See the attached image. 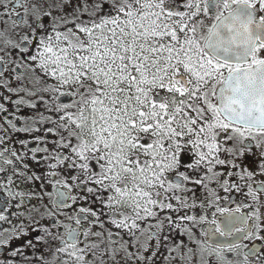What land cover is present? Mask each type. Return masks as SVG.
I'll list each match as a JSON object with an SVG mask.
<instances>
[{
    "label": "snow or ice",
    "instance_id": "snow-or-ice-1",
    "mask_svg": "<svg viewBox=\"0 0 264 264\" xmlns=\"http://www.w3.org/2000/svg\"><path fill=\"white\" fill-rule=\"evenodd\" d=\"M14 2L17 8L25 7V0ZM59 4L58 15L48 10L33 17L36 29L31 39L9 41L13 49L22 45L19 52L27 61L23 66L13 61L16 69L5 67L8 62L0 58V74L22 68L30 73V82L17 75L24 84L20 93L39 97L32 103L17 100L16 107L43 105V119L33 123L55 125L44 134L56 138L51 141L56 151L41 149L45 159L55 161L48 165L55 206L71 207L68 199L99 205L94 212L81 208L76 230L53 237L60 240L56 259L60 264H157L173 231L192 236L184 224H207L202 217L188 216L190 209L201 207L191 199L196 188L216 183L226 190L231 187L220 180L224 173L216 171L227 167L225 156H236L231 142L243 144L237 159L250 147L264 153V0H59ZM212 13L216 22L204 36L200 17ZM8 15L14 14L0 12V21ZM0 88L17 94L5 83L0 82ZM6 111L0 105V113ZM42 130L31 128L33 133ZM0 157V164L12 163L2 151ZM260 166L264 169V164ZM231 167L238 165L233 161ZM58 168L75 173L67 179L87 199L58 191H72L63 177L60 184L55 182ZM14 183L11 178L0 182V192L11 193ZM249 195L255 202L256 193ZM16 198L17 194L10 196ZM255 218L259 227L264 221ZM214 231L225 239L238 234L228 226ZM240 232L251 238L248 229L241 227ZM191 244L204 252L211 249L213 255L204 259ZM170 247L166 264H185L187 257H192L187 264H226L222 247L195 239L186 249Z\"/></svg>",
    "mask_w": 264,
    "mask_h": 264
},
{
    "label": "flooded vegetation",
    "instance_id": "flooded-vegetation-1",
    "mask_svg": "<svg viewBox=\"0 0 264 264\" xmlns=\"http://www.w3.org/2000/svg\"><path fill=\"white\" fill-rule=\"evenodd\" d=\"M44 2H48V0H25V7L17 8L14 0H6L7 7H0V12L7 13L11 10L14 15L5 16L0 21L3 38L8 29L10 32L8 39H17L20 36L31 39L30 33L36 29V24L32 21L35 14L33 9L37 10L40 6L46 7ZM218 11H223V9H218ZM26 15L30 17L27 23ZM200 19L204 22L203 35L206 36V29L216 22L215 14L212 13L209 17L202 15ZM29 24L31 28L28 27ZM21 27L27 29L26 33L20 32ZM20 46L22 45L13 49L9 46V42H5L3 47L0 46V58L8 62L5 67L16 69V63L13 61L20 62L22 66L27 62L25 56L19 52ZM17 75L24 81L30 82V73L22 68L15 72L5 71L0 74V82L5 83L8 88L17 93L12 95L5 88H0V105L7 109L6 112L0 113V151L12 160L11 164H0V168H3V172H0V182L7 183L9 178L15 181L9 186L12 189L11 193L0 192V215L5 217L4 221H0V264H60V261L56 259L60 240H54L53 237L63 236L69 229L76 230L81 208H89L94 212L99 208V205L90 207L83 202L73 204L72 200L68 199L66 203L71 207L58 209L55 206L56 196L53 194L52 185L48 183L50 171L48 165L55 161L45 159L47 154L41 151L45 147L49 152L56 151V147L51 143L56 138L44 134L50 127L55 128V125L33 123L36 119H43L40 115L46 111L43 105L38 109L16 107L17 100L23 99L26 103L39 100L38 96L29 98L26 94L20 93L19 90L24 84L16 79ZM46 114L52 115L53 119L57 118L54 114ZM32 127L43 130L33 133ZM15 128L24 131L16 132ZM244 143L249 144L250 142L245 141ZM24 144H28V148H25ZM230 147L235 151L236 156H225L227 167H218L216 171L224 173L220 180H226L231 187L226 190L221 183H216L208 184L207 189L196 188L195 195L191 196V199L201 207L190 209L188 216L195 219L202 217L207 221V224H184L183 227H187L192 236L180 235L178 230L173 231L159 253L157 264H166L170 261V258L165 256V252L171 250L170 246L186 249L193 239L199 244H211L215 248H224L225 251L222 255L226 264H264V232L259 231V228H264V222H260L257 227L258 221L255 218L259 216L260 221H264V190L260 189V186L264 185V175L261 174L264 169L260 166L264 164V159H261L264 153L250 147L244 157L237 159L239 154L244 152L243 144L232 141ZM12 152L16 153V157L11 156ZM0 159L3 158L0 157ZM233 161L238 167H231ZM57 171L60 173V177H55V182L60 184L61 177H63L68 183V187L72 189L69 192L67 188H58L59 192L68 197H80L82 200L88 198L84 192L77 190L75 185L67 179L75 173L64 172L59 168ZM16 173H23V176L16 175ZM30 180L31 182H29ZM209 189L215 192L214 197ZM250 192L256 193L255 202H253L254 198L249 195ZM13 194H17V198L10 200V196ZM27 197H32V199H27ZM5 205L8 206L5 207ZM174 207L179 206L174 204ZM172 215L173 220L178 222L179 217L174 213ZM180 215L184 216V213L181 212ZM57 223L63 227L57 228ZM217 226L222 230L226 226L231 227L238 234H234L231 239H225L214 231ZM241 227L249 230L251 238L244 237V233L240 232ZM93 230L99 231L98 228ZM167 232L168 230L165 229L163 234ZM205 232L212 237L211 240H209V236L204 235ZM257 235L262 238L257 239ZM237 241L240 244L238 248L233 246ZM191 247L196 250V253H202L204 259L213 255L211 249L204 252L198 244H191ZM175 255L179 261L181 251H177ZM191 259L192 257H187L185 264H187V260Z\"/></svg>",
    "mask_w": 264,
    "mask_h": 264
},
{
    "label": "rangeland",
    "instance_id": "rangeland-1",
    "mask_svg": "<svg viewBox=\"0 0 264 264\" xmlns=\"http://www.w3.org/2000/svg\"><path fill=\"white\" fill-rule=\"evenodd\" d=\"M6 3V0H0V4H5ZM46 4V7H42L40 6L37 11L35 12L34 14V17H37V12L40 13V14H43L45 13L46 11L48 10H52L54 14L58 15L59 12H60V4H59V0H48V2H44ZM35 4V3H34ZM25 20H26V23L28 22V20H30V17H28L27 15L25 16ZM38 18V17H37ZM32 21L34 22V20L32 19ZM35 23V22H34ZM13 24V23H12ZM20 32L22 34L26 33L27 29L25 27H21L20 29ZM7 34L5 35V37L3 39H0V46L3 47L4 46V43L5 42H9L10 40L11 43H17L19 42V38H9L8 39V34L10 33L9 30L7 29L6 30ZM29 39V38H28Z\"/></svg>",
    "mask_w": 264,
    "mask_h": 264
}]
</instances>
